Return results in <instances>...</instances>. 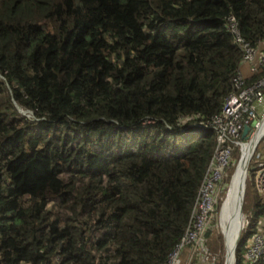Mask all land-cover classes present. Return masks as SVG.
<instances>
[{
    "label": "trees",
    "instance_id": "1",
    "mask_svg": "<svg viewBox=\"0 0 264 264\" xmlns=\"http://www.w3.org/2000/svg\"><path fill=\"white\" fill-rule=\"evenodd\" d=\"M229 15L264 38V0L1 1L0 264L166 260L215 147L181 120L220 112L242 58ZM248 199L233 264H264L245 259Z\"/></svg>",
    "mask_w": 264,
    "mask_h": 264
},
{
    "label": "built area",
    "instance_id": "2",
    "mask_svg": "<svg viewBox=\"0 0 264 264\" xmlns=\"http://www.w3.org/2000/svg\"><path fill=\"white\" fill-rule=\"evenodd\" d=\"M244 50L243 61L251 64L254 72L264 62V52L256 50L238 38ZM235 90L229 94L219 115L210 121L216 133V147L209 162L192 208L190 219L180 242L176 245L165 264H179L178 253L184 245L198 246L203 251V234L208 226L212 212L215 210L217 194L228 176L227 172L234 162L237 150L243 152L247 142L242 140L245 125L249 126L247 134L255 135L264 122V75L254 83L245 86V79L239 72L234 78ZM255 184L258 192L264 197V155L257 154L255 159ZM264 254V232L252 239L247 256L251 261Z\"/></svg>",
    "mask_w": 264,
    "mask_h": 264
},
{
    "label": "clouds",
    "instance_id": "3",
    "mask_svg": "<svg viewBox=\"0 0 264 264\" xmlns=\"http://www.w3.org/2000/svg\"><path fill=\"white\" fill-rule=\"evenodd\" d=\"M1 1H5V0H0V3H1ZM7 1V0H6ZM227 19H228V21H227V23H228V25H227V28H229L230 29V31L231 32H233L234 34H235V36H236V41L238 42V44L241 46V48H242V45H241V42L238 40V38H241L240 37V35H239V33H238V30H237V21H236V18L233 16V15H229L228 17H227ZM241 40H242V38H241ZM243 41V40H242ZM262 41V40H261ZM244 42V41H243ZM245 43H247V42H245ZM247 44H249V43H247ZM260 44V43H259ZM259 44L256 46V47H253V46H251L250 44H249V46L250 47H252V48H254L255 50H256V52H257V54L259 55V54H262L263 52H264V50H260L259 49ZM242 51H243V54H244V50H243V48H242ZM243 54H242V58H241V61H240V65H239V68H238V72H237V74L240 72L242 75H243V77H244V79H245V86H248V85H250V84H252V83H254L255 81H257L258 79H260L263 75H264V62H262V64H260V65H258V57H257V59L255 60V66H257V71L256 72H254L253 70H252V66H251V64L250 63H248V62H244L242 59H243ZM243 64H247L248 65V67H249V69H250V72H249V74H244L243 72H242V68H241V66L243 65ZM236 74V75H237ZM255 74H258V77L256 78V79H254V80H250V78L253 76V75H255ZM0 78H4L1 74H0ZM235 78V77H234ZM235 90V87H234V79H233V90L229 93V94H231L233 91ZM228 94V95H229ZM227 95V96H228ZM226 96V97H227ZM226 99V98H225ZM225 99H224V102H225ZM12 102H13V104H14V106H15V108L18 110V112L20 113V114H22V115H24V116H26L27 118H29V119H33V120H39L38 118H35L34 117V114H33V112L31 111V110H29V109H23V108H21L17 103H16V101H14L13 99H12ZM224 102H223V105H224ZM223 105H222V108H223ZM222 108H221V110H222ZM221 110H220V112H221ZM220 112L217 114V115H219L220 114ZM214 117V116H213ZM212 117V118H213ZM212 118H211V120H212ZM191 120V117L190 118H183L182 120H181V131H184V130H186L187 128H189V127H195V128H199V129H201V128H203V129H211V130H213V132H214V135H215V147H216V133H215V130L213 129V127L209 124L210 123V121L209 122H205V121H193V122H191V123H188L189 121ZM158 121V119L157 118H155V117H150V116H148V117H144V118H142V123H143V125H151V124H153V123H155V122H157ZM166 126L168 127V129H170L171 127H170V125H168V124H166ZM245 126H248V125H245ZM244 126V127H245ZM248 129H249V126H248ZM248 129H247V132H248ZM243 130H244V128H243ZM247 132H246V134L243 136V135H241V137H242V140L243 141H245V142H247L248 143V145H249V143L253 140V138H254V136L255 135H251V136H249L248 134H247ZM242 133H243V131H242ZM257 133V132H256ZM255 133V134H256ZM262 142L264 141V133L262 134ZM261 137L259 138V140L255 143V145H254V148L251 150V152H250V155H249V157H248V162H247V164H246V167H245V178H246V176H247V174H248V171H249V168H250V165H251V163L249 162L250 160H252L253 162H254V169H255V171H254V176H253V181H254V187H255V190H256V194L258 195V197L260 198V200L264 203V197H262L261 195H260V193L258 192V190H257V188H256V184H255V174H256V168H255V159H256V155L257 154H261V155H264V150L262 151V153L261 152H258L257 151V145L259 144V142H260V139H261ZM261 142V143H262ZM215 147H214V150H215ZM247 147V146H246ZM214 150H213V153H214ZM213 153H212V156H213ZM241 154H242V152L241 151H239V150H237V152L234 154V162L233 163H235V166H234V168H233V171H232V173L230 174V175H228L227 176V178H229L230 180H231V177H232V174H233V172H234V170H235V167H236V165H237V163H238V161H239V159H240V157H241ZM212 156H211V158H212ZM211 158H210V160H211ZM210 160H209V162H210ZM250 163V164H249ZM208 166H209V163H208ZM231 167V166H230ZM207 169H208V167H207ZM207 171V170H206ZM206 174V173H205ZM205 174H204V176H205ZM204 178V177H203ZM245 178H244V183H242V185H241V189H242V194L243 195H241V202H240V204L238 203V206H237V214L238 213H240V222L242 223V221H243V218H244V221H243V227H245L246 226V224H247V220H245V213H243V204H244V196H245V190H246V182H245ZM228 182V179H225L224 180V182H223V184H221V188H220V190H219V192H222L223 191V189H224V185L226 184ZM202 183V182H201ZM201 185V184H200ZM229 186H230V181H229V183H228V185H227V188H228V190H229ZM199 188H200V186H199ZM199 190V189H198ZM226 191H227V189H226ZM218 192V193H219ZM240 192H241V190H240ZM227 193H228V191H227ZM197 197V196H196ZM227 198V197H226ZM196 200V199H195ZM226 200V199H225ZM224 200V201H225ZM195 203V202H194ZM221 202H219L218 203V200H217V197H216V201H215V204H214V206H215V210L212 212V215H211V217H210V220H209V223H208V226H207V228H206V230H205V232H204V234H203V247H204V249H203V251H201L199 248H198V246L196 245V246H191V245H184V246H188L190 249H189V254L190 253H192V251L193 250H196V258H197V262H196V264H202V258H205V255L206 254H208V246H207V242H206V239H205V237H206V232L211 228L210 227V225H211V220H212V218H213V216L215 215V213H216V211H217V209H216V206H218L219 204H220ZM224 203V202H223ZM194 206V205H193ZM222 207H223V205H222ZM193 208V207H192ZM191 212H192V210H191ZM244 214V215H243ZM190 215H191V213H190ZM264 217V215L262 216V217H260L259 218V220H258V226H257V230H256V232L255 233H253V235L249 238V240H248V242H247V247H246V251H245V259L246 260H248L249 262H251V263H254V262H257L258 260H260L263 256H264V254L262 255V256H260L257 260H255V261H251L249 258H248V256H247V251H248V248H249V245H250V243H251V241H252V239L254 238V236L255 235H257L258 233H260V232H264V225H262V223H261V221H260V219H262ZM189 219H190V216H189ZM188 222H189V220H188ZM212 222H213V220H212ZM187 225H188V223H187ZM187 225H186V227H185V229H184V231H183V233H182V235L180 236V238H179V240L176 242V244L174 245V247L172 248V250L169 252V254L167 255V258H166V260L162 263V264H165L166 262H167V260H168V257L170 256V254L172 253V251L175 249V247H176V245L180 242V240H181V238H182V236H183V234H184V232L186 231V228H187ZM241 227H242V225H241ZM241 227H240V229H239V232H238V239H239V236H240V231H241ZM223 235H224V233H223ZM224 238H225V235H224ZM237 242H238V240H237ZM184 246L182 247V249L184 248ZM236 246H237V243H236ZM236 246H235V249H236ZM182 249L179 251V253H178V258H179V260H180V263L179 264H191L190 263V261H191V259H190V257H189V259H187L186 261H182L181 259H180V252L182 251ZM235 249H234V257H235ZM197 255H198V257H197ZM224 262H225V260H224ZM233 263H234V258H233Z\"/></svg>",
    "mask_w": 264,
    "mask_h": 264
},
{
    "label": "rangeland",
    "instance_id": "4",
    "mask_svg": "<svg viewBox=\"0 0 264 264\" xmlns=\"http://www.w3.org/2000/svg\"><path fill=\"white\" fill-rule=\"evenodd\" d=\"M260 44L264 45V38L262 39ZM241 68H242V70H244V68L247 70L248 65L243 64L241 66ZM261 142H262V137L260 139L259 144L257 145L258 146L257 151L262 153V151L264 150V141L262 143ZM249 162L251 163V165H250L248 174L245 178V182H246L247 191L249 192L251 197H253L256 194V190L254 187V181H253V176H254L253 174H254L255 169H254V162L252 160H250ZM234 166H235V163H233L231 165V167L229 168V170L227 172L228 175H230L232 173ZM236 166H238V163ZM235 169H237V168L235 167ZM234 171H236V170H234ZM233 173L235 174V172H233ZM225 179H228V182L224 185L223 191L219 192L217 194L218 203L219 202H221V203L218 206H216L217 211L212 218L213 222L211 220V225H210L211 228L209 229V232H210L209 236H208V238L205 237L206 242H208V246H210L211 249L209 247L210 250L208 249V254L205 255V258H202V264H217L220 257L222 258V261H223L222 264H224V260H225V264H227L226 260H227L228 256L232 255V248H233V245H234L235 240L237 238L239 228L242 225V227H241V230H242L243 226H244L243 225L244 218H243L242 223L240 221L239 222L237 221V224H236L237 230H235L236 236H235V239H234V242L232 243V245L229 246V244L226 241V238H224L225 233H224V230L222 228V223H223V219H222L223 216L222 215H224V211H222V209H223L222 205H224L223 202H225L227 200L226 197H228L227 194H229V193H227V191H228L227 185H228L229 181H231V180L227 177ZM226 189H227V191H226ZM249 208H250V201L248 199L247 202H245V204H244V213H245L244 217H245V220L251 221L252 219H249V217H248ZM221 211H222V214H221ZM230 214H232V213H230ZM227 216L229 217V215H226V217ZM260 221H261L262 225H264V217L262 219H260ZM228 227H229V223H228ZM222 232L224 233V235ZM240 233H241V231H240ZM189 249L190 248L188 246H184V248L180 252V259L182 261H185L186 258L189 259V257H190V259H191L190 263L196 264V262H197L196 250H193L192 253L189 254ZM225 254H226V258H225ZM197 257H198V255H197Z\"/></svg>",
    "mask_w": 264,
    "mask_h": 264
},
{
    "label": "bare ground",
    "instance_id": "5",
    "mask_svg": "<svg viewBox=\"0 0 264 264\" xmlns=\"http://www.w3.org/2000/svg\"><path fill=\"white\" fill-rule=\"evenodd\" d=\"M263 133H264V122H263V125L260 127L259 131L255 134L253 140L249 143V145H247V147L246 146L244 147L241 157L239 159L240 163L238 162V166H236L237 169H235L236 171H234L235 174L233 173L231 177L230 187L228 190L229 194H227L228 197H227V200L224 202L223 209H222V211H224V215H222L223 216L222 217L223 219L222 228L224 230L225 238L229 246H231L232 243L234 242V239L236 236L235 230H237L236 224H237V221L238 222L240 221V213L237 214V206H238V203L240 204L241 202V195H242L241 185L245 178L244 170L248 162L247 160H248L251 150L254 148L255 143L259 140V138L262 136ZM222 211H221V214H222ZM226 215H229V217L228 216L226 217ZM228 223H229V227H228ZM232 251H233V248H232ZM231 258H232V255L228 256L226 260L227 264H231V260H232Z\"/></svg>",
    "mask_w": 264,
    "mask_h": 264
},
{
    "label": "water",
    "instance_id": "6",
    "mask_svg": "<svg viewBox=\"0 0 264 264\" xmlns=\"http://www.w3.org/2000/svg\"><path fill=\"white\" fill-rule=\"evenodd\" d=\"M247 129H248V126H245V127H244V130H243V133H242L243 136L246 134ZM243 183H244V180H243ZM242 195H243V194H242ZM239 229H240V228H239ZM222 233H223V232H222ZM237 236H238V235H237ZM237 240H238V237L236 238V241H235V244H234V247H233L231 264H233L234 249H235V246H236ZM225 258H226V254H225ZM224 264H225V262H224Z\"/></svg>",
    "mask_w": 264,
    "mask_h": 264
},
{
    "label": "crops",
    "instance_id": "7",
    "mask_svg": "<svg viewBox=\"0 0 264 264\" xmlns=\"http://www.w3.org/2000/svg\"><path fill=\"white\" fill-rule=\"evenodd\" d=\"M259 49H260V50H264V45L259 44ZM241 70H242V69H241ZM242 72H243L244 74H249V72H250L249 67H248L247 70L244 68V70H242ZM186 260H187V258H186ZM186 260H185V261H186Z\"/></svg>",
    "mask_w": 264,
    "mask_h": 264
}]
</instances>
